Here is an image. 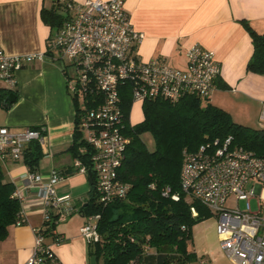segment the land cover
Instances as JSON below:
<instances>
[{
    "label": "built area",
    "instance_id": "2783aa9c",
    "mask_svg": "<svg viewBox=\"0 0 264 264\" xmlns=\"http://www.w3.org/2000/svg\"><path fill=\"white\" fill-rule=\"evenodd\" d=\"M64 2L65 17L49 40L48 53L54 60L67 62L63 67L66 90L82 105L79 125L91 151L89 171L99 201L107 204L127 191V185L118 176L129 143L122 132L125 118L120 87L129 85L132 103L155 99L176 103L188 96L205 100L215 89L220 64L214 52L197 44L185 49L184 70L169 66L161 58L142 60L137 48L143 33L133 28L124 10V0ZM20 66V57L9 56L0 46V83L7 89L14 86L15 72ZM259 121L264 124V104ZM32 140L43 143L44 135L38 128L14 133L0 126V160L9 157L21 161L25 146ZM74 164L79 171L88 172L78 159ZM60 179L62 176L56 172L48 179L28 173L26 181L36 186L45 207L44 225L32 229L31 255L16 264H60L51 246L44 242L45 226L53 220L50 208L57 209V218L77 211L69 195L56 194L54 185ZM249 182L254 185L247 190ZM180 188L217 216L219 246L233 264H264V156L233 144L231 136L215 139L192 152L183 150ZM12 195L20 204L25 199L24 192L16 187ZM252 198L256 200L255 210L250 205ZM229 200H245V208L228 205ZM191 212L196 215L193 207ZM98 217L86 216L80 228L89 243L100 238ZM25 222V214L20 210L16 225ZM54 238L56 242L61 240L60 235Z\"/></svg>",
    "mask_w": 264,
    "mask_h": 264
},
{
    "label": "crops",
    "instance_id": "0c3cea01",
    "mask_svg": "<svg viewBox=\"0 0 264 264\" xmlns=\"http://www.w3.org/2000/svg\"><path fill=\"white\" fill-rule=\"evenodd\" d=\"M84 2L86 0H70ZM54 0H0V46L9 56L20 57L11 89L14 100L9 106L0 103V126L10 132L43 127L46 131L41 146L43 154L37 173L48 179L53 172L62 179L55 183L58 196L69 195L77 211L57 218L45 226L44 242L50 245L60 264H90L89 243L80 228L86 221L81 207L90 193L88 172L74 164L68 147L73 139L74 103L68 94L63 67L66 61L54 60L48 54V43L55 29L41 18L42 8ZM124 10L133 28L143 33L138 45L142 60L163 59L169 66L184 70L185 49L197 44L214 52L220 74L208 101L227 111L238 124L264 129L259 121L264 104V73L248 69L253 52L252 38L246 24L264 34V0H124ZM246 22V24L244 23ZM26 56H32L26 59ZM6 96V97H7ZM6 181L21 189L25 199L21 211L26 222L12 225L0 241V264L24 262L32 252V229L44 225V204L36 186L29 185V173L21 161L6 157L3 161ZM73 170L63 175L62 172ZM195 227V226H194ZM54 233L61 236L56 242ZM195 259L187 264H233L219 244L196 245ZM190 247V246H189Z\"/></svg>",
    "mask_w": 264,
    "mask_h": 264
},
{
    "label": "trees",
    "instance_id": "16d2710c",
    "mask_svg": "<svg viewBox=\"0 0 264 264\" xmlns=\"http://www.w3.org/2000/svg\"><path fill=\"white\" fill-rule=\"evenodd\" d=\"M65 4L64 0H54L51 7L42 8L41 18L51 29L56 30L62 23ZM246 27L253 45L247 67L264 73V34L255 32L248 24ZM10 92L0 88V103L3 102L5 107L9 106L5 98ZM119 95L125 118L122 132L129 138V143L118 176L127 185V191L123 197L102 204L93 182L90 184L88 200L80 211L85 216L99 215L97 231L100 238L89 243V256H95L97 264H187L196 257L189 247L193 240L192 228L211 212L180 188L183 150L192 152L215 139L231 136L233 144L264 156V129L238 124L224 109L208 99L194 96L176 103L145 100L141 103L142 121L129 124L128 112L132 105L129 85H122ZM72 99L74 129L68 150L89 171L91 151L79 125L82 105L76 96ZM36 128L43 135L46 133L43 127ZM143 132L152 135L153 150H148L142 141ZM41 157L38 141L27 143L22 162L29 172L37 173ZM72 172L68 169L62 173ZM14 189V184L5 179L0 160V241L7 236L9 227L16 224L21 210L20 202L12 195ZM191 207L196 210V215L192 214ZM49 231L47 228L44 233Z\"/></svg>",
    "mask_w": 264,
    "mask_h": 264
},
{
    "label": "rangeland",
    "instance_id": "374dc122",
    "mask_svg": "<svg viewBox=\"0 0 264 264\" xmlns=\"http://www.w3.org/2000/svg\"><path fill=\"white\" fill-rule=\"evenodd\" d=\"M128 118L130 120V123L135 124L143 119V108L142 104L139 102H133L131 105V108L128 112ZM141 139L145 143L148 150L154 149V139L152 135L149 132H143L141 134ZM42 159V157H41ZM251 185H254V182H249L246 185V189L248 190ZM228 205L237 204L239 208L244 209L245 208V200H239L236 203H234L233 200H229L227 202ZM250 205L252 210L256 209V200L255 198L250 199ZM264 214V213H262ZM216 220L217 216L213 213H210V216L207 218L201 220L200 222L196 223L192 228V235L196 236V245H214L219 244L218 236L216 233ZM192 236V237H193ZM87 241V239H86ZM88 242V241H87ZM89 243V242H88ZM193 240L189 243L190 248L192 249Z\"/></svg>",
    "mask_w": 264,
    "mask_h": 264
},
{
    "label": "water",
    "instance_id": "95a60500",
    "mask_svg": "<svg viewBox=\"0 0 264 264\" xmlns=\"http://www.w3.org/2000/svg\"><path fill=\"white\" fill-rule=\"evenodd\" d=\"M6 101L11 102L14 100V96H12V94H10L9 96H7ZM88 180L90 182V184L92 183V174L91 171H88ZM90 264H97L96 263V257L95 256H91L89 259Z\"/></svg>",
    "mask_w": 264,
    "mask_h": 264
}]
</instances>
